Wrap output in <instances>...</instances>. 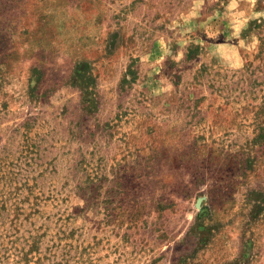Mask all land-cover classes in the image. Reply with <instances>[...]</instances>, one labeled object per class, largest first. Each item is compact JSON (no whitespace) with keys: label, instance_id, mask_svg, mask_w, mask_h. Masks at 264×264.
<instances>
[{"label":"rangeland","instance_id":"obj_1","mask_svg":"<svg viewBox=\"0 0 264 264\" xmlns=\"http://www.w3.org/2000/svg\"><path fill=\"white\" fill-rule=\"evenodd\" d=\"M0 264H264V0H0Z\"/></svg>","mask_w":264,"mask_h":264}]
</instances>
